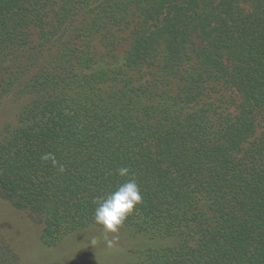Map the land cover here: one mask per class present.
Segmentation results:
<instances>
[{
    "label": "trees",
    "instance_id": "16d2710c",
    "mask_svg": "<svg viewBox=\"0 0 264 264\" xmlns=\"http://www.w3.org/2000/svg\"><path fill=\"white\" fill-rule=\"evenodd\" d=\"M121 166L126 264H264V0H0V199L51 248Z\"/></svg>",
    "mask_w": 264,
    "mask_h": 264
},
{
    "label": "rangeland",
    "instance_id": "374dc122",
    "mask_svg": "<svg viewBox=\"0 0 264 264\" xmlns=\"http://www.w3.org/2000/svg\"><path fill=\"white\" fill-rule=\"evenodd\" d=\"M222 94L226 100L224 90L212 94L213 99H219ZM40 233L41 225L26 212L0 199V246L15 253L18 264H126L134 261L147 247L159 244L120 228L114 246L107 247L100 226L68 236L49 248L42 243ZM94 237L98 243L93 246L90 242Z\"/></svg>",
    "mask_w": 264,
    "mask_h": 264
},
{
    "label": "clouds",
    "instance_id": "9594fccd",
    "mask_svg": "<svg viewBox=\"0 0 264 264\" xmlns=\"http://www.w3.org/2000/svg\"><path fill=\"white\" fill-rule=\"evenodd\" d=\"M42 161H52L55 165L57 161L51 153H45L41 156ZM59 171H64L63 165H59ZM115 175L121 178H127L119 184L115 190L103 197L93 199L94 213L93 222L101 226L102 233L105 237L107 247H113L118 240L120 227L125 220L133 214L137 205L142 203V194L134 174H130V169L121 166L115 170ZM109 234L111 238L109 239ZM91 245L98 243L97 238L91 240Z\"/></svg>",
    "mask_w": 264,
    "mask_h": 264
}]
</instances>
